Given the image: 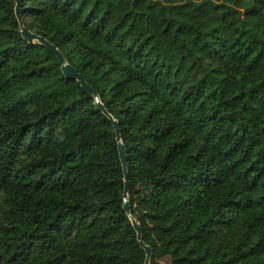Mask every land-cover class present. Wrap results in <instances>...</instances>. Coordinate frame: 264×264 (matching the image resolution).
<instances>
[{"label":"trees","instance_id":"1","mask_svg":"<svg viewBox=\"0 0 264 264\" xmlns=\"http://www.w3.org/2000/svg\"><path fill=\"white\" fill-rule=\"evenodd\" d=\"M0 0V264H144L117 134ZM98 90L150 264H264V0H20Z\"/></svg>","mask_w":264,"mask_h":264},{"label":"water","instance_id":"2","mask_svg":"<svg viewBox=\"0 0 264 264\" xmlns=\"http://www.w3.org/2000/svg\"><path fill=\"white\" fill-rule=\"evenodd\" d=\"M15 1H16L15 13H16V16L18 18V21H19V24L21 27V33H22L23 37L29 42H35V40H37L38 42L45 44L47 46V48L59 58L60 62L62 63V70H63L65 77L68 79H71V80H77L85 90L94 94L98 109L101 110L103 113H105L110 118V120L113 122L114 127H115V131L117 134L116 139H117V143H118L119 156H120V160H121L122 167H123V173H124L123 208L125 209L128 216L130 217L132 224H133V227L137 232V240H138L139 244L146 251V258H145L144 264H150L153 249L150 245H148L144 241L142 227H141L140 223L137 221V219L133 216L132 211H131V202H130V198H129L130 175H129L128 167H127V152L125 149V145L122 141L118 121L116 119H114L113 116L108 112L107 108L105 107V105L103 104V102L100 99V96L98 94V90L95 89L94 87H92L87 82V80L85 79L83 74H81L80 71L75 66H73L72 64L67 62V60L64 57L63 53L61 52V50H59V48L55 44L51 43L44 36L33 33L31 30H29L24 25L23 19L20 15V0H15Z\"/></svg>","mask_w":264,"mask_h":264}]
</instances>
